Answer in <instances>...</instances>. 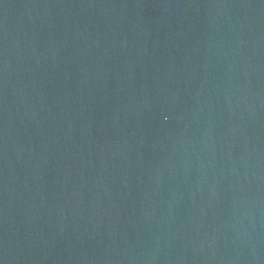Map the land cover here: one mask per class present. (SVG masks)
Wrapping results in <instances>:
<instances>
[{"label":"water","instance_id":"water-1","mask_svg":"<svg viewBox=\"0 0 264 264\" xmlns=\"http://www.w3.org/2000/svg\"><path fill=\"white\" fill-rule=\"evenodd\" d=\"M0 264H264V0H0Z\"/></svg>","mask_w":264,"mask_h":264}]
</instances>
